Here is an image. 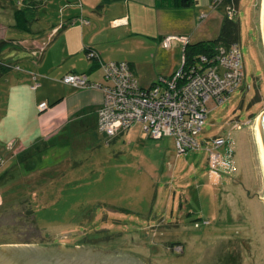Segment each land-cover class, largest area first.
<instances>
[{"label": "rangeland", "instance_id": "1", "mask_svg": "<svg viewBox=\"0 0 264 264\" xmlns=\"http://www.w3.org/2000/svg\"><path fill=\"white\" fill-rule=\"evenodd\" d=\"M211 2L209 10L217 13L199 36L204 41L218 37L224 17ZM261 6L262 0L240 2L236 19L244 81L219 106L207 104L198 150L181 152L173 137L151 138L136 123L112 141L89 127L39 144L35 171L31 164L11 166L5 157L0 164L7 165L0 181V247L22 242L44 248L97 244L144 264H264V173L254 137L256 118L264 112ZM6 15L16 29L14 11ZM128 48L148 79L171 68L168 53L144 45ZM184 50L182 46V54ZM19 64L23 69L26 61ZM45 67L47 63L40 69ZM60 69L46 77L61 82L73 68H64L66 74L59 77ZM37 72L30 84H38L31 89L41 92L38 78L45 74ZM91 76L98 85L106 84L101 68ZM256 93L259 101L253 104ZM221 145L229 146L232 155L230 174L221 171L224 166L216 171L208 164L207 151ZM6 150L15 155L26 147L11 140Z\"/></svg>", "mask_w": 264, "mask_h": 264}, {"label": "crops", "instance_id": "2", "mask_svg": "<svg viewBox=\"0 0 264 264\" xmlns=\"http://www.w3.org/2000/svg\"><path fill=\"white\" fill-rule=\"evenodd\" d=\"M35 1L44 2L45 7L31 31L24 32L14 29L12 17H6L13 11L12 0H0L3 11L0 12V47L7 43L0 55L7 62L18 65L0 78V158L6 157V163L11 166L31 164L33 171L34 153L39 144L46 145L53 139H60L70 130L82 132L89 127L97 130V111L103 101L100 90L74 88L46 77L48 74L69 67L73 71L68 73H86L94 82L91 75L101 67L99 62L86 58L85 50L90 49L99 53L101 61L128 62L140 85L149 86L158 76H170L182 61V45L174 43L166 50L162 47L164 39L187 37L190 44L204 41L199 36L203 29H207L208 20L217 13L210 11L207 5L212 0H194V6L187 9L171 7L168 0ZM206 12L208 15L203 14ZM81 19L89 23L83 24ZM222 20L223 17L220 27ZM118 21L120 23L115 24ZM11 41L14 46L9 43ZM24 41L37 43V47L32 48V44L26 47ZM130 44L168 53L166 62L171 68L148 79L144 72L138 71V56L128 48ZM44 45L46 51L40 56ZM34 54L37 56L35 60ZM22 60L26 61L23 69L19 64ZM43 63H47V67L40 69ZM37 71L45 74L38 78L41 92L32 90L30 84ZM65 72L63 70L57 76H63ZM43 102L49 108L40 112L37 107ZM11 140L21 143L26 150L10 155L6 144ZM5 166L0 168V181Z\"/></svg>", "mask_w": 264, "mask_h": 264}, {"label": "built area", "instance_id": "3", "mask_svg": "<svg viewBox=\"0 0 264 264\" xmlns=\"http://www.w3.org/2000/svg\"><path fill=\"white\" fill-rule=\"evenodd\" d=\"M81 22L89 23L84 19ZM118 23L120 21L115 22ZM174 43L186 47L189 40L175 36L164 39L168 49ZM86 56L89 60H98L106 84L90 83L84 74H67L61 82L78 89H101L103 101L97 111V130L103 136L112 139L136 123H142L149 137H173L180 151L186 153L202 146L197 136L205 124L207 104L212 102L219 106L241 87L245 76L238 43L218 46L210 55H201L191 62L185 61L182 54L181 65L175 73L158 76L149 86L140 85L128 62H104L94 51ZM37 86L33 84L31 88ZM47 107L45 102L38 106L40 111ZM228 149L229 146L221 145L207 151L208 164L215 166L214 170L224 166L225 169L220 170L228 173L232 162Z\"/></svg>", "mask_w": 264, "mask_h": 264}, {"label": "trees", "instance_id": "4", "mask_svg": "<svg viewBox=\"0 0 264 264\" xmlns=\"http://www.w3.org/2000/svg\"><path fill=\"white\" fill-rule=\"evenodd\" d=\"M168 1L171 7L182 8V9L190 8L195 4L194 0H168ZM12 2H13L12 9L14 11V17L16 21V26H15L16 29L20 31L30 32L33 23L35 21H39V14L41 13V11H43L45 7L44 2H39L35 0H12ZM240 2L241 0H212L211 8L224 11V17L220 27L219 35L215 40L200 41L194 44L188 43L183 52L185 61L187 60L188 62H191L194 61L195 59L198 60L199 56L201 55H210L218 46H230L231 44L239 43L241 29H240V23L236 19V16L239 11ZM216 3L219 4L215 5ZM9 43H11L14 46V43L12 41ZM6 46H7L6 42L1 44L0 54L2 52V49H4V47ZM46 48L47 46L44 45V48L41 50L42 52L40 53V56L44 54ZM85 51L87 54L91 51L98 53L97 51L90 49H86ZM93 60L98 62L97 59H93ZM17 66H18L17 64H14L12 62H7L5 59H2L0 55V78L10 69L18 68ZM71 74H77V73H71ZM81 74H84L88 77L86 73H81ZM88 80L90 83L97 84L96 82L90 81L89 77ZM258 101H259V95L258 93H256L253 99V104ZM123 133L125 132H122L119 135ZM119 135L113 137L108 141H112L116 139ZM1 160L3 161V158H1ZM4 165L5 163L1 167H3ZM28 213L32 214V211H28ZM32 221H33L32 223L35 224V226L37 227L35 219H32ZM22 243L31 244L30 242H22Z\"/></svg>", "mask_w": 264, "mask_h": 264}, {"label": "water", "instance_id": "5", "mask_svg": "<svg viewBox=\"0 0 264 264\" xmlns=\"http://www.w3.org/2000/svg\"><path fill=\"white\" fill-rule=\"evenodd\" d=\"M264 37V0L262 2ZM261 148L264 154V112L257 118ZM0 264H144L135 256L118 251L93 248L41 247L29 244L0 247Z\"/></svg>", "mask_w": 264, "mask_h": 264}, {"label": "bare ground", "instance_id": "6", "mask_svg": "<svg viewBox=\"0 0 264 264\" xmlns=\"http://www.w3.org/2000/svg\"><path fill=\"white\" fill-rule=\"evenodd\" d=\"M262 2H263V0H262ZM261 16H262V6H261ZM262 34H263V30H262ZM263 41H264V37H263ZM263 47H264V45H263ZM254 137H255L256 144H257L259 159L261 161V164H262V167H263V173H264V154H263V151H262V148H261V144H260V138H259V133H258L257 122L254 125ZM262 200H263V203H264V197L262 198Z\"/></svg>", "mask_w": 264, "mask_h": 264}, {"label": "flooded vegetation", "instance_id": "7", "mask_svg": "<svg viewBox=\"0 0 264 264\" xmlns=\"http://www.w3.org/2000/svg\"><path fill=\"white\" fill-rule=\"evenodd\" d=\"M91 246H94V247H93L94 249H100V250H103L100 246H98V248H97V247H96L97 244H94V245H91ZM99 247H100V248H99ZM104 251H108V250L104 249Z\"/></svg>", "mask_w": 264, "mask_h": 264}]
</instances>
